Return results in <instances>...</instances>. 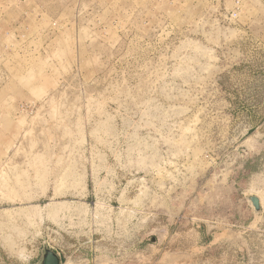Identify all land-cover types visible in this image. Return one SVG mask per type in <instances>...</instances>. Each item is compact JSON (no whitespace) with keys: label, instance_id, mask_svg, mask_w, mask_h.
<instances>
[{"label":"rangeland","instance_id":"374dc122","mask_svg":"<svg viewBox=\"0 0 264 264\" xmlns=\"http://www.w3.org/2000/svg\"><path fill=\"white\" fill-rule=\"evenodd\" d=\"M44 249L264 264V0H0V264Z\"/></svg>","mask_w":264,"mask_h":264},{"label":"water","instance_id":"95a60500","mask_svg":"<svg viewBox=\"0 0 264 264\" xmlns=\"http://www.w3.org/2000/svg\"><path fill=\"white\" fill-rule=\"evenodd\" d=\"M249 202L255 211H258L260 208L259 199L256 196H251ZM40 264H60L59 256L49 249H44Z\"/></svg>","mask_w":264,"mask_h":264},{"label":"crops","instance_id":"0c3cea01","mask_svg":"<svg viewBox=\"0 0 264 264\" xmlns=\"http://www.w3.org/2000/svg\"><path fill=\"white\" fill-rule=\"evenodd\" d=\"M159 263H160V262L158 261V262H155V263H153V264H159ZM141 264H151V263H144V262H143V263H141ZM165 264H172V262H169V261H168V262H166Z\"/></svg>","mask_w":264,"mask_h":264}]
</instances>
